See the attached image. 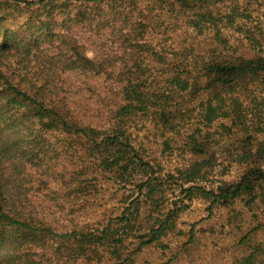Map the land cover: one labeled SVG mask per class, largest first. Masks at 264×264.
<instances>
[{
	"label": "trees",
	"instance_id": "obj_1",
	"mask_svg": "<svg viewBox=\"0 0 264 264\" xmlns=\"http://www.w3.org/2000/svg\"><path fill=\"white\" fill-rule=\"evenodd\" d=\"M0 264H264V0H0Z\"/></svg>",
	"mask_w": 264,
	"mask_h": 264
},
{
	"label": "rangeland",
	"instance_id": "obj_2",
	"mask_svg": "<svg viewBox=\"0 0 264 264\" xmlns=\"http://www.w3.org/2000/svg\"><path fill=\"white\" fill-rule=\"evenodd\" d=\"M187 203H190V202L187 201ZM207 215H208L207 205L199 201H194L193 203H191V205L185 208V211L182 212L181 217L179 218L178 222L180 223L181 227L187 229V228H190V226L193 223H196L202 219H205Z\"/></svg>",
	"mask_w": 264,
	"mask_h": 264
}]
</instances>
